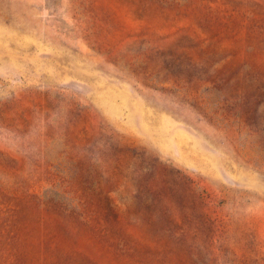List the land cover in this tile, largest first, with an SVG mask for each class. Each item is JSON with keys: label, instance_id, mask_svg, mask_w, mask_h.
<instances>
[{"label": "rangeland", "instance_id": "374dc122", "mask_svg": "<svg viewBox=\"0 0 264 264\" xmlns=\"http://www.w3.org/2000/svg\"><path fill=\"white\" fill-rule=\"evenodd\" d=\"M0 264H264V0H0Z\"/></svg>", "mask_w": 264, "mask_h": 264}]
</instances>
